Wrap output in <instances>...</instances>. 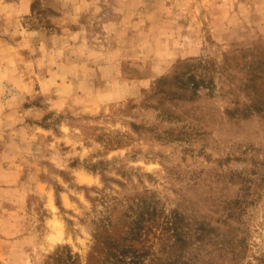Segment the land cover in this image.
I'll return each instance as SVG.
<instances>
[{"label": "rangeland", "instance_id": "374dc122", "mask_svg": "<svg viewBox=\"0 0 264 264\" xmlns=\"http://www.w3.org/2000/svg\"><path fill=\"white\" fill-rule=\"evenodd\" d=\"M65 245L264 264V0H0V264Z\"/></svg>", "mask_w": 264, "mask_h": 264}, {"label": "trees", "instance_id": "16d2710c", "mask_svg": "<svg viewBox=\"0 0 264 264\" xmlns=\"http://www.w3.org/2000/svg\"><path fill=\"white\" fill-rule=\"evenodd\" d=\"M100 253L101 251L96 248L95 256L93 255L91 257L94 264H113V262L111 261L112 258L110 257V255H112L110 250L105 251V257L103 259H98ZM123 255L121 254V256ZM89 262L90 256L86 264H90ZM45 264H79V256L77 254H73L70 247L65 245L58 248L55 253L49 255L45 261Z\"/></svg>", "mask_w": 264, "mask_h": 264}]
</instances>
